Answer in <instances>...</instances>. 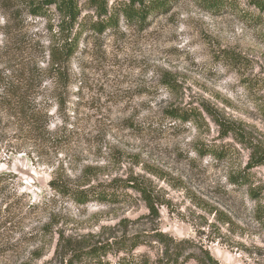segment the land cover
<instances>
[{"label":"rangeland","instance_id":"obj_1","mask_svg":"<svg viewBox=\"0 0 264 264\" xmlns=\"http://www.w3.org/2000/svg\"><path fill=\"white\" fill-rule=\"evenodd\" d=\"M43 1L0 0V264H67L62 233L75 245L139 236L132 254L156 259L157 232L189 240L184 255L264 264V166L246 171L250 150L202 108L264 144V12L249 0L217 11L177 0L145 29L122 19L86 32L64 61L60 12L32 13ZM77 1L80 21L97 20L90 0ZM172 108L202 117L172 119ZM131 176L155 188L158 215L131 189L121 202L80 205L51 186Z\"/></svg>","mask_w":264,"mask_h":264},{"label":"trees","instance_id":"obj_2","mask_svg":"<svg viewBox=\"0 0 264 264\" xmlns=\"http://www.w3.org/2000/svg\"><path fill=\"white\" fill-rule=\"evenodd\" d=\"M177 0H121L109 7L107 0H90V7L94 9L97 20H81L82 9L77 0H45L32 6V13L40 16L46 14L47 6L55 5L61 14L63 46L59 51V58L69 61L77 51L82 36L92 33L94 36L104 34L108 30H117L123 19L129 26L145 29L153 20L161 14L167 13ZM228 0H201L202 6L209 11H217L226 6ZM258 11L264 12V0H249ZM260 15L257 16L259 18ZM205 111L219 128L221 137L232 135L238 143L250 150V156L245 165L246 171L264 166V144L256 141L245 129L243 124L225 117L217 109L208 103H202ZM167 116L181 121L199 120L202 112L198 109L187 110L185 108H172L166 111ZM218 155V154H216ZM241 172L240 177L234 179V183L242 182L246 173ZM245 181V180H243ZM51 186L57 192L69 195L80 205L97 200L105 203L122 201L123 190H134L141 196L151 213L158 215L156 203L158 202L155 188L136 176L126 179L113 180L111 183H99L87 188H72L62 182H51ZM128 192V191H127ZM264 217V213L261 214ZM154 240L163 245V252L156 259L149 255H134L132 251L141 245L143 241L139 236H133L130 241L97 242L94 244L75 245L62 233L56 253L63 259L67 256V264H110L107 260L109 254L125 252L115 264H221L208 249L202 250V254L189 253L184 255L189 240H180L167 233L157 232ZM147 241H144L146 243ZM129 255V256H128Z\"/></svg>","mask_w":264,"mask_h":264}]
</instances>
